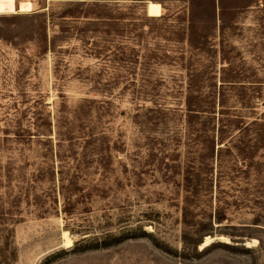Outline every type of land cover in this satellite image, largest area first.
Segmentation results:
<instances>
[{"label": "rangeland", "instance_id": "1", "mask_svg": "<svg viewBox=\"0 0 264 264\" xmlns=\"http://www.w3.org/2000/svg\"><path fill=\"white\" fill-rule=\"evenodd\" d=\"M0 264H264V0H0Z\"/></svg>", "mask_w": 264, "mask_h": 264}, {"label": "bare ground", "instance_id": "2", "mask_svg": "<svg viewBox=\"0 0 264 264\" xmlns=\"http://www.w3.org/2000/svg\"><path fill=\"white\" fill-rule=\"evenodd\" d=\"M31 10H32V3L27 1V2H21L19 9L12 12V13H20V12L31 11ZM146 10H147V14H149L150 16H154V17H160L163 14L162 5L159 2H155V1H148L147 6H146ZM63 235L65 238V245H67L68 247L72 246L73 241L69 237L67 231H64ZM211 240H212L211 237H207L205 242L202 244L201 247H205V246L209 245ZM253 243L256 244L257 241L254 240ZM251 244H252V242L248 243L249 246H251Z\"/></svg>", "mask_w": 264, "mask_h": 264}]
</instances>
